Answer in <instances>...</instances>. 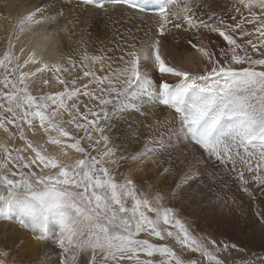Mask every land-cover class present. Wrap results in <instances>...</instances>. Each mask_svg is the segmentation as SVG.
<instances>
[{"label":"snow or ice","instance_id":"obj_1","mask_svg":"<svg viewBox=\"0 0 264 264\" xmlns=\"http://www.w3.org/2000/svg\"><path fill=\"white\" fill-rule=\"evenodd\" d=\"M42 5L10 22L0 48V201L18 206L32 241L58 248L57 264H224L217 253L237 245L194 235L165 201L208 203L204 188L218 185L233 204H264V0L227 12L218 0H77L132 27L102 55L55 62L46 53L79 19L60 26L64 11ZM211 34L226 47L210 50ZM169 38L184 60L198 54L195 70L174 62ZM150 167L148 193L136 181ZM255 216L264 233V209ZM0 244V264H29L23 239Z\"/></svg>","mask_w":264,"mask_h":264},{"label":"bare ground","instance_id":"obj_2","mask_svg":"<svg viewBox=\"0 0 264 264\" xmlns=\"http://www.w3.org/2000/svg\"><path fill=\"white\" fill-rule=\"evenodd\" d=\"M231 2L232 0H218L219 7L216 10L219 12L221 9H223L225 12H227L228 9L226 8V6L229 7V4ZM39 3L40 0H0V48L3 47V38L6 34V30L10 29V22L14 23L18 16L24 14L26 8ZM42 6L44 8L55 9V12L49 13L50 15H55L56 12L61 10L64 11L66 19H61L59 21L60 26H63L66 23V20H76L77 18L79 19V23L75 25H68V27L72 30V39L69 40L67 34H61V47L53 52L46 53V58L53 62L58 60L62 53L74 54L73 49L78 50L75 53V55L77 56L80 54L81 51L85 49L89 52L90 55H102L104 54L102 50L106 51L108 48L115 47L117 37L120 33L123 32L125 27H132V25L127 24L126 18L122 17L119 11L115 13H110L108 16H105L101 13L100 15L89 17L85 12H83L80 8L77 7V2L72 0H43ZM135 23L139 25L140 22L135 21ZM133 31H135V29H133ZM81 38H83V43L77 44L76 41H80ZM169 40L172 42L173 51L176 56V60L174 62L179 63L181 67L192 68L193 70H195L196 61L198 60V54L195 53L194 55H190L194 58L191 62H189L188 60H184L183 57L179 54V50L176 48L175 40H173L172 38H169ZM211 40L213 42L215 41V46L212 44L214 48L210 47V50H215L217 52H219V48L224 47L226 44V42L223 41L222 37H219L218 34H211ZM169 59H172V57H169ZM36 79H40L39 74ZM34 94L39 93L34 91ZM122 130L123 128L121 127L120 123L119 131L121 132ZM114 135H116V133H114ZM0 138H3L2 132H0ZM30 138H32L34 142H41L40 137L30 136ZM17 145H19V141H17ZM47 147L49 152L51 153L57 154L60 152V149L57 146L48 145ZM71 155L74 159L79 157V154L75 153L74 151H71ZM121 170L122 165L117 169V173L121 172ZM148 171L141 172L139 174L137 182L141 183L147 178H153L155 170H152L150 173H146ZM154 183L153 181H150L149 185H152ZM149 190L151 189L149 188ZM223 193H225V191H223ZM223 193H221V195H223ZM216 196L217 193H215V197H211V199H208L209 202L205 204L199 203V197H197V204H192L187 199L179 201V204L183 207H187V205L190 204L192 206V209L190 210L191 212L202 213L203 219L206 222L214 220L216 221V224L218 226H221L222 224L219 222L218 216H222L225 211H227V213H232L233 210L223 209L220 204H216L215 211L213 212V204L211 202L215 201ZM225 198L226 197L221 198V203ZM173 203H175V200H166L165 206H172ZM237 203H239V201H237ZM218 211L221 214H218ZM5 213L9 215L10 219H2V221H0V224L2 226L0 227V235L9 236L10 238H16L21 236L23 232L17 230V228L20 226L18 223V218L14 215H10L8 213V210L7 212L0 214V217H3ZM4 226L15 231L9 232L6 228H3ZM29 238L30 237H28L27 239ZM27 239L23 240L26 241ZM44 245L45 244L38 245L34 241H32L31 249L33 251H37L40 250ZM45 264L49 263L45 262Z\"/></svg>","mask_w":264,"mask_h":264},{"label":"rangeland","instance_id":"obj_3","mask_svg":"<svg viewBox=\"0 0 264 264\" xmlns=\"http://www.w3.org/2000/svg\"><path fill=\"white\" fill-rule=\"evenodd\" d=\"M226 8L228 9V6H226ZM214 43L215 41L214 42L212 41V44L215 46ZM213 45L211 46V48H214ZM224 47H226V44ZM186 52L189 55L195 54L194 50L191 49L190 47L186 49ZM120 123H121V127L124 130L123 123L122 122ZM116 143L119 145L120 141L117 140ZM132 167H138V165H133ZM128 169H129V165L122 164V170L121 172L117 173V175L119 176L120 173L128 172ZM152 170L155 169L150 167L146 169V171H148L146 173H150ZM150 181H153L154 183L153 178H147L141 183L137 181L136 182L138 185L142 186L143 191L151 193L152 189L149 190ZM207 182L211 184V181H207ZM213 188H214V192L217 193V196L221 198L226 197L224 200L228 201L229 206L223 207V209L233 210L232 213H227V211H225V213L222 216H218L219 222L222 224L221 226H218L216 224V221L214 220L206 222L203 219L202 213L191 212L190 210L192 209V206L190 204H188L187 207H183L182 205L179 204V201L177 200H175V203L172 204V207L176 209L175 214L182 221L187 222V224L190 227V231H192L194 235H208L211 238L216 239L218 243L221 244V246L223 245V243L237 245L236 248H229L227 250H222L217 253L219 258L224 261V264H264V233H261L260 221L255 216L256 211L264 209V204H260L259 200H257L256 203H252L246 197H244L241 200L239 195H237V201H239V203L233 204L230 198L235 194L234 189L221 190V188L218 185H214ZM223 191H225V193H223ZM221 193H223V195H221ZM204 194L208 196L207 197L208 199H211V197H215L214 193L212 191H209L208 188H204ZM238 204L242 205V211L237 210ZM0 207L2 210V211L0 210L1 211L0 214H3L8 210V213L10 215H14L17 218L19 217L18 206L16 205L10 206L4 201H0ZM218 214L221 213L218 211ZM0 221H2V218H0ZM5 226L3 228H6L9 232L15 231ZM0 227H2L1 224ZM17 230L23 232L22 235L19 236V238L22 237L23 239H27L28 237H30L29 239L24 241L25 247L27 249L26 259L29 261V264H34V263L45 264V262H48L49 264H57L58 252H59L58 248L53 249L51 246L45 244L40 250L33 251L31 249L32 240H31L30 231L22 228L21 226H19ZM56 230L58 229H54V231ZM13 239L15 238H10L9 236L0 235V242L7 243L9 246H11ZM0 246H2V244H0ZM175 250L178 252L181 251L178 245L175 246ZM13 255H15V253H13ZM182 255L185 258L189 257V255H191L194 258H199V254H190L188 251H184ZM2 258L3 257H0V259ZM9 259H11V257H9Z\"/></svg>","mask_w":264,"mask_h":264}]
</instances>
